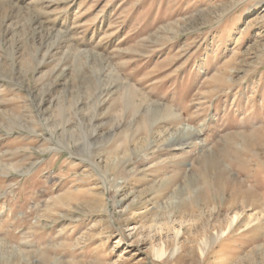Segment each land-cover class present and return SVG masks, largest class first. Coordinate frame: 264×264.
I'll return each instance as SVG.
<instances>
[{"label":"rangeland","instance_id":"obj_1","mask_svg":"<svg viewBox=\"0 0 264 264\" xmlns=\"http://www.w3.org/2000/svg\"><path fill=\"white\" fill-rule=\"evenodd\" d=\"M0 264H264V0H0Z\"/></svg>","mask_w":264,"mask_h":264},{"label":"bare ground","instance_id":"obj_2","mask_svg":"<svg viewBox=\"0 0 264 264\" xmlns=\"http://www.w3.org/2000/svg\"><path fill=\"white\" fill-rule=\"evenodd\" d=\"M38 21V20H37ZM41 22V21H40ZM45 27V26H44ZM48 27V26H47ZM176 236L179 237L180 236V232H176ZM178 239V238H177ZM180 249V247H175L174 252L178 251ZM154 253L158 258H163L166 254H167V250L165 248V246L162 247H158L154 249Z\"/></svg>","mask_w":264,"mask_h":264}]
</instances>
